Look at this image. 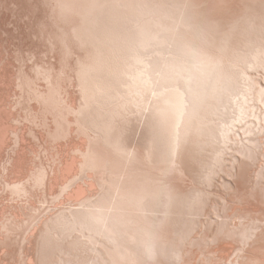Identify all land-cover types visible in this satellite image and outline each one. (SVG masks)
Returning a JSON list of instances; mask_svg holds the SVG:
<instances>
[{
    "label": "bare ground",
    "instance_id": "6f19581e",
    "mask_svg": "<svg viewBox=\"0 0 264 264\" xmlns=\"http://www.w3.org/2000/svg\"><path fill=\"white\" fill-rule=\"evenodd\" d=\"M52 9L66 25L56 31L62 41L54 42L59 48L47 39L55 45L53 48L50 44L51 51H56L42 63L43 69L48 70L47 77L44 70L36 67L42 62L34 56L39 53L38 42V51L30 48L31 40L27 45L34 54L27 51L35 57L30 56L28 62L33 61L45 76L40 80L36 74L40 82L33 78L35 71L31 73L29 69L36 73L39 70L28 69L25 58L17 65L10 53L9 37L0 36L9 52L6 58V53L0 55V261L8 260L12 264L189 263L184 256V229L190 223H197L191 215L201 210L194 200L202 189L187 190L176 182L175 176L192 170L195 162L205 179L214 155L223 148L220 142L233 132L236 123H245L249 117L260 123L259 117L260 120L264 117V110L255 112L256 103H253L256 79L245 69V66L250 69L264 64V26L252 21L264 9V0H53L48 14ZM45 17L46 12L40 19ZM18 44L21 49L23 46ZM216 50L227 53L244 66L227 63L222 57L214 59ZM16 59L22 61V58ZM130 81L135 83V89L133 86L130 89L135 90L137 97L143 98L144 91H151H147L151 99L146 96L148 99L142 106L130 107L132 113L137 112L146 121L152 114L161 121L162 112L167 110L176 113L173 115L176 119L178 116L177 122L174 120L177 123L174 143L171 141L174 149L165 164L160 156L162 152L153 153L155 163L147 157L151 152L144 140L138 141L139 149L135 152L131 148L134 153L129 154L128 135H125L126 141L116 137V132H124L118 130L129 125L131 104L128 102L134 99V96L129 99L127 93ZM244 82L247 87H242ZM7 84L10 90L6 89ZM36 84L39 86L35 87ZM12 91L16 99L7 108ZM263 91H257V101L264 107ZM59 99L62 105H54ZM51 107L56 109V115L52 114ZM54 122L62 126V131L59 125L56 129ZM251 123L245 126L246 131ZM251 128L250 135L254 134L253 139H257L256 129ZM58 129L63 133L61 139L57 135L60 140L55 133ZM74 129L87 141L83 147L77 145L74 155L68 157L65 150L69 141L75 140ZM52 135L57 138L53 139ZM165 139L161 141L165 143ZM259 143L261 150L258 151L263 156L264 140ZM253 144L259 148L257 143ZM207 150V156L203 155ZM248 150L259 157L253 146ZM125 168L131 173L117 174ZM161 168L165 172L158 170ZM104 169L110 171H103L110 178L117 174L116 182L121 176L124 194L119 191L120 184L116 187L114 177L111 178L114 182L105 181L119 189L116 202L111 200L114 188L104 186L107 176L99 173ZM258 174L261 178L256 185L258 201L237 208L242 212H256L261 225L257 224L260 227L257 250L248 257L252 264H264V170ZM165 194L167 198L163 200ZM160 206L164 209L162 219L158 215L154 217ZM200 237L209 242L217 239V234ZM193 239L195 243L199 236Z\"/></svg>",
    "mask_w": 264,
    "mask_h": 264
},
{
    "label": "rangeland",
    "instance_id": "374dc122",
    "mask_svg": "<svg viewBox=\"0 0 264 264\" xmlns=\"http://www.w3.org/2000/svg\"><path fill=\"white\" fill-rule=\"evenodd\" d=\"M6 1H8V2H6ZM37 1V3H38V5H37V3H35ZM15 0H10V2H9V0H0V19H2V20H0V36L2 37V38H7V37H9V39H10V45H9V48L11 49L10 50V53L11 54H13L14 55V57H13V61L17 64V65H19L20 64V62H24L25 60H26V65H28V69H29V67L30 68H35V63L33 64V61H29V62H32L31 64H29V62H28V58L30 57L31 59H34L35 57H39V58H37L38 60H41L42 62H40L39 64H41V68L39 67V65L38 64H36V65H38V66H36L37 68H39L40 70H44L45 68V66L44 67H42L43 66V61H45V60H49L50 59V57H52L53 55H54V53L56 52V51H54V53L51 51L52 50V47L54 48L55 47V45L54 44H56V48H59V47H57L58 46V44L59 43H61L62 41H61V39L59 38V36L57 35V33H56V31L57 30H59L60 28L59 27H61L62 25H66L65 23H62L57 17H56V15H54L55 14V11H53V9H52V11H53V13H52V11L50 12V14H48L49 13V11H50V7L53 5V0H50V2H49V0H17L15 3ZM34 2V3H33ZM20 3V4H19ZM33 3V4H32ZM52 5H51V4ZM30 4V5H29ZM18 5V6H17ZM36 8H35V7ZM38 6V7H37ZM28 7H29V9H28ZM34 8V9H33ZM41 8V9H40ZM43 8V9H42ZM31 9H33V10H31ZM36 9H37V11H36ZM29 10V11H28ZM36 11L35 13L33 12H31V11ZM4 11H5V13H4ZM31 13V14H29V13ZM45 12H46V15H47V17H49V18H47V17H45L44 19H42L43 20V22H42V20L40 19V17L42 16V15H45ZM5 14V15H4ZM34 14V15H33ZM37 15V16H36ZM39 15H41L40 17H39ZM53 15L56 17H53ZM11 16V17H10ZM9 17V18H8ZM38 17H39V19H38ZM47 18V19H46ZM51 18V19H50ZM52 18H55V19H52ZM255 19V20H254ZM252 21H253V23H255V24H261V25H263L264 26V9H262V11L260 12V14H258L255 18H254ZM40 22H39V21ZM48 20V21H47ZM52 20V21H51ZM48 22V23H47ZM2 23V24H1ZM45 23V24H44ZM44 24V25H43ZM22 25V28H20L19 26H21ZM45 25H47V26H45ZM2 26V27H1ZM18 26V27H17ZM24 27V28H23ZM45 27H46V29H45ZM48 27V28H47ZM19 28H20V30H19ZM8 29H9V31H8ZM21 30H23L22 31V33H20L21 32ZM42 30H45L44 31V33H43V31ZM6 31V32H5ZM46 32V33H45ZM20 33V34H19ZM50 33V34H49ZM22 35V36H21ZM27 35V36H26ZM57 35V36H56ZM24 37V38H23ZM49 37V38H48ZM20 38H21V41H20ZM46 38V39H45ZM51 38H53V39H51ZM57 38V39H56ZM23 39V40H22ZM26 39L28 40V41H26ZM50 40V42L51 43H54V42H56L57 41V43H54V44H51L50 42H48V40ZM68 39V38H67ZM66 39V40H67ZM30 40H31V43L34 45V47H33V45L30 43ZM46 40V41H45ZM53 40V41H52ZM60 40V41H59ZM20 41V42H19ZM23 41H25L24 43H26V45H24V43H23ZM33 41V42H32ZM36 41V42H35ZM18 42H19V44H18ZM28 42V43H27ZM36 44H35V43ZM37 42H38V44H39V48H38V50H36L37 49V47H38V45H37ZM0 55H2V54H5L6 53V55H5V57L4 58H6V57H8V51L4 48V46H3V44H4V42H2L1 40H0ZM23 43V44H22ZM29 43H30V48H33L32 49V51H38L39 53H38V55H34L35 57L33 58V52L29 49L28 50V46L27 45H29ZM48 45H47V44ZM22 45L23 47H21V49H18L19 47H17L16 45ZM50 44L52 45V47L50 46ZM41 45V46H40ZM37 46V47H36ZM13 47V48H12ZM26 47V49H24ZM41 47V48H40ZM50 47H51V49H50ZM35 48V49H34ZM16 49H17V51H16ZM41 49V50H40ZM84 49V48H83ZM4 50H5V52H4ZM19 50V51H18ZM24 50V51H23ZM31 52V53H33V54H31L30 55V53L28 52ZM57 50V49H56ZM22 51V53H20ZM28 52V53H27ZM217 52V53H216ZM216 52L214 53V59H217L218 57H222V59L225 61V62H227V63H231V64H233V65H236V66H244V65H242V64H240L238 61H236V60H233L232 58H230L229 56H228V54L227 53H224L223 54V52H221V51H219V50H216ZM18 53H19V55H18ZM52 53V54H51ZM21 54V55H20ZM24 56H23V55ZM46 54V55H45ZM50 55H52V56H50ZM226 55V56H225ZM18 56V57H17ZM21 56V57H20ZM22 58V61H21V59H20V61H17V59L16 58ZM24 58H25V60H24ZM30 58H29V60H30ZM37 59H35V60H37ZM231 61V62H230ZM25 63H23V64H25ZM32 66V67H31ZM247 67H248V69H249V66H245V69L247 70V72L249 73V74H251V75H253L254 77H255V79H256V84H255V89H254V91H253V93H254V95H253V93H251L252 95H253V99H255V100H253V103L256 105L255 106V112H262V110H264V107H263V105H261V103H258L259 101H257V99H259V95H257V91H261V89H263L264 90V64H263V66L261 65V67L259 66V67H254V65H253V68H250L249 70L247 69ZM37 68H35V69H37ZM44 68V69H43ZM39 69H37V70H39ZM253 69V70H252ZM29 70H31L30 72L32 73V71H35V72H33V73H35V74H33L32 73V75H33V78H36V74L39 76V79H40V77L42 78V79H45V76L47 77V75L48 74H46L47 72H48V70H47V72H46V70H44L43 72H45V76H42L41 74H43L42 72H40V70L39 71H37L38 73H36V70H32V69H29ZM254 71V72H253ZM256 71V72H255ZM251 72V73H250ZM258 74V75H257ZM35 75V76H34ZM44 75V74H43ZM38 76H37V78H36V81H38L39 79H38ZM260 79V80H259ZM35 80V79H34ZM41 80V79H40ZM40 80H39V82H40ZM143 81H147V79H143ZM258 81V82H257ZM246 82V81H245ZM245 82L243 83V85H242V87L244 86V87H247V85L245 84ZM262 82V83H261ZM34 83L35 82H33V80H32V84H33V86H34ZM38 83V82H37ZM131 85H129V89H130V86L132 87L133 86V88H134V86H135V83H132V81H130L129 82ZM258 83H260V84H258ZM132 84H134V85H132ZM8 85V84H7ZM140 85V87H141V84H139ZM139 85H137L138 86V88L137 89H141L140 87H139ZM260 85V86H259ZM261 85H262V87H261ZM9 87L7 88L6 87V89H8V90H10V85H8ZM36 86H39L38 84H36L35 85V87ZM80 86V89L82 90V86L81 85H79ZM259 86V87H258ZM148 88H149V85L147 86ZM256 87H258V88H256ZM147 88V89H148ZM17 89V88H16ZM129 89H128V94H129V99H132V97L134 98V99H132V100H129L130 102H128V104L130 105L131 104V106H129V118H130V121H129V125H128V128L126 129V128H123L122 130H118V131H120V132H122V131H128V132H126L125 134H124V132H123V134L121 133H118L117 134V132H116V137H117V135H118V137H122V138H119L120 140L122 139H124L123 141H128L129 142V147H130V150H129V154H130V151H131V154L132 153H134V151H135V149L136 148H138L139 149V144L140 143H138V141L140 142L141 140H144L145 141V143L148 145L149 144V152H151V153H149V155L150 156H147V157H149L150 158V160L151 161H153V163H155V161H156V158H155V156L153 155V153H156V154H159L160 155V153L162 154V155H160V156H162V158H164L165 160H163V164H165V163H167L168 161H169V158H170V153L172 154V152H173V149H174V142H173V140H174V136H175V133H176V130H177V123H175V121L174 120H176V122H177V120H178V116H176L177 117V119L174 117L175 115H176V113L174 114L172 111H163L162 112V120L160 121V119H157L158 117H157V115H150L148 118L149 119H147V121H146V119H145V117L143 118L140 114H138L137 112H136V114H134V113H132L131 112V109H130V107H135V105H137V106H142L143 104L142 103H144L145 101V99L148 97L149 98V96L151 97V95L149 94H147V91H150V90H146V91H144V94L145 95H143L144 97L142 98V97H140L141 95H138V97L136 96L137 95V93H134L135 92V88L132 90V88L130 89V91L131 92H133V93H131V92H129ZM18 90V89H17ZM151 92V91H150ZM150 92H148V93H150ZM141 93H143V91L141 92ZM134 94V95H133ZM251 94H249V95H251ZM13 95H15L14 94V92L12 91V93H11V95H10V97H9V102H8V100H7V108H8V104L11 102H13V99L15 100L16 99V96H15V98H14V96ZM132 96V97H131ZM147 96V97H146ZM258 96V97H257ZM12 97V98H11ZM139 98V99H137V98ZM256 97V98H255ZM136 98V99H135ZM147 98V99H148ZM57 99H58V97H57ZM143 99V100H142ZM149 99H151V98H149ZM83 100V99H82ZM85 100V99H84ZM83 100V101H84ZM134 100V101H133ZM136 100H137V102H136ZM140 100V102H138ZM133 101V102H132ZM256 101V102H255ZM261 101H264V91H263V99H261ZM56 103L54 104V105H57L58 104V106H61L62 105V102H60V99H59V101H55ZM85 102V101H84ZM133 104H132V103ZM137 104H136V103ZM147 102H151V101H147ZM53 103V102H52ZM135 103V104H134ZM140 103V104H139ZM139 104V105H138ZM254 104H251L250 103V106H253ZM116 105H118V107L120 108H122V106H120L121 104L119 103H117ZM116 105H115V107H116ZM259 107H258V106ZM260 106H261V108H260ZM53 107V106H52ZM51 107V112H52V114H53V112L55 113V115H56V109H55V111H54V109ZM114 107V105L112 106V108ZM117 107V108H118ZM132 107V108H133ZM118 108V109H119ZM120 108V109H121ZM117 109V110H118ZM119 109V110H120ZM123 109V108H122ZM258 109V110H257ZM112 110H114V108L112 109ZM261 110V111H260ZM74 112V111H73ZM71 113L72 115H71V117H74L73 116V114L74 113ZM175 112V111H174ZM163 113H167V114H169V113H171L172 115L170 116V114L167 116V114L165 115V114H163ZM262 113H264V112H262ZM134 114V115H133ZM54 115V114H53ZM174 115V116H173ZM135 116V117H134ZM155 116V117H154ZM174 117V119H173V117ZM142 117V118H141ZM154 118V120H153V118ZM164 117V118H163ZM167 117V118H166ZM136 118V119H135ZM251 117H249V120L247 119V121H245V123H240V125L238 124V123H236V127L234 128V130H233V132L230 134L229 133V135H227V139H224V141L221 143L220 142V144L219 145H222V144H224L223 145V148H221V149H219L218 151H221L222 153H220V152H216V154L214 155V157H215V159H213V165H211V167H210V169L208 170V172H207V174L205 175V179H203L202 178V176L200 175L201 174V167L198 165V164H196L195 162H193V164H192V170H190V171H188V172H186V173H182L181 172V176L179 175V174H177L175 177H176V182L180 185V184H182V185H184L183 186V188H187V190H189V189H192V188H200V189H202L201 190V196L198 194V195H196V197H195V200H194V203L196 202V204H197V206H201V210H200V212L199 213H197V214H193V215H191V217L193 216V218H195V223H196V221H197V223L196 224H191L190 223V226H188V228L187 229H184L185 230V237H186V241H185V246H184V256H185V258H187L188 260H189V263H187V264H239L238 262L239 261H245V263L247 264V263H249V264H252V262H250L249 261V259H248V257H249V255L251 254V253H253L255 250H257V242H256V236H257V234H258V231L260 230V227L259 226H261L260 225V223H259V221H258V219H257V214H256V212H254V211H241V210H238L237 208H245V206L247 207L248 205H250V204H253V203H256L258 200H257V197H256V194H258L259 195V193H258V188H256V185L259 183V181L261 180V178H260V175L258 174L259 173V171H261V170H264V155L263 156H260V151H258V150H261V146H260V143L259 142H262L263 140H264V133H262V132H264V129L262 130V127L264 126V123H263V119H264V117L263 116H261V118H262V120H260V117H259V122L260 123H258V121L257 120H255V119H250ZM59 119H60V117H59ZM144 119V120H143ZM151 119V120H150ZM169 119H171V121L169 120ZM142 120V121H141ZM165 120V121H164ZM251 120V121H250ZM145 121H146V123H145ZM153 121H154V123H153ZM168 121H169V123H168ZM262 121V122H261ZM149 122V123H148ZM156 122H157V126H156ZM167 122V123H166ZM171 122H174L173 124H175V125H173ZM241 122H243V121H241ZM246 122H247V124H246ZM251 122H254V125H253V123H251ZM152 123V124H151ZM171 123V124H170ZM252 124V126L251 127H254V130L256 129V132H257V135H255V137L257 138V139H253V135L254 134H251L250 135V129L252 130V128L251 127H249L250 129L248 130V131H246V125H249V124ZM258 123V124H257ZM263 123V124H262ZM56 124H57V122H54V126L56 127V129H57V127H58V125L60 126V124H58L57 126H56ZM85 124V123H84ZM168 124H170V125H168ZM261 124V125H260ZM75 124H73V126H74ZM146 125V126H145ZM155 125V126H154ZM160 125V126H159ZM167 125V126H166ZM261 127H260V126ZM150 126V128H148ZM169 126V127H168ZM244 126V127H243ZM61 127V128H60ZM59 128H60V130L62 131V126H60ZM165 127V128H164ZM167 127H168V129H169V131H168V129H167ZM72 128H74V127H72ZM158 130H157V129ZM258 128V129H257ZM260 128V129H259ZM55 129V131H57ZM126 129V130H125ZM59 130V129H58ZM59 130V131H60ZM163 130V131H162ZM165 130V131H164ZM241 130V131H240ZM260 130L262 131L261 132V134H259L258 135V132L260 133ZM55 132L56 133V136L57 135H59V137H60V139H61V135H63V133H61V131L60 132ZM74 131H76V129H74ZM162 131V132H161ZM168 131V132H167ZM78 132V134H79V131H76V132H74V134H75V140H72V141H69L68 143L69 144H67V146L66 147H68V148H66V150H65V152H66V155L68 156V157H71L72 156V154H73V151H74V148H77V147H79V146H81V147H83L85 144H86V141H87V139H86V137H84V135L82 136L81 135V132H80V134L78 135V134H76ZM163 132H165L164 134H162ZM169 132H170V135H169ZM235 132V133H234ZM248 132V133H247ZM60 133V134H59ZM141 133V134H140ZM143 133V134H142ZM155 133H156V136H155ZM128 136H127V135ZM242 134V135H241ZM82 137H81V136ZM120 135V136H119ZM121 135H124V136H121ZM128 137V139H126L127 137ZM161 135V136H160ZM166 137H165V136ZM230 135H231V137H230ZM55 135H52V138L53 139H55V138H57ZM164 136V137H163ZM248 136H250L249 138H246V137H248ZM252 136V137H251ZM31 137H32V135H31ZM59 137H58V139H59ZM117 137V138H118ZM145 139H144V138ZM157 137V139L159 138V141L157 140V139H155ZM161 137V138H160ZM78 140H77V139ZM164 138H167V139H165V143H167V141H168V143L167 144H165V143H163V141H164ZM229 138H231V139H229ZM251 138H252V140L254 141H251ZM259 138H261V140H259ZM59 139V140H60ZM126 139V140H125ZM163 139V141H161ZM170 139V140H169ZM249 140H250V142H249ZM256 140H258V142L256 141ZM75 141L77 142L78 141V143H76L75 144ZM81 141V143L79 144V142ZM85 141V142H84ZM173 143H172V142ZM238 141V142H237ZM247 141V142H246ZM148 142H150V143H148ZM153 142H154V144H153ZM156 142H157V144H156ZM161 142H162V144H161ZM228 142V143H227ZM236 142H237V144H238V146H237V144H236ZM243 142V143H242ZM246 142V143H245ZM84 143V144H83ZM240 143H242L241 145H239ZM248 143V144H247ZM251 143V144H250ZM253 143H257L258 145H259V148H258V146L256 145V144H253ZM74 144V145H73ZM156 144V145H155ZM246 146H245V145ZM71 145V146H70ZM78 145V146H77ZM132 145V146H131ZM136 145V146H135ZM168 147H167V146ZM251 145V146H250ZM72 147V148H70V147ZM77 146V147H76ZM150 146H152L153 147V150L154 149H156V150H152V148L150 147ZM165 147L164 149H163V147ZM170 146H172L171 148H169ZM241 146V147H240ZM243 146H245V147H243ZM248 146V147H247ZM254 147V149H255V152L256 151H258V153H257V155H259V157H257V156H254L253 155V153L252 152H250L248 149L249 148H251V147ZM158 147H162L161 149L163 150V151H160L161 149L160 148H158ZM236 147H238L239 149V151L238 150H236L235 148ZM131 148H133L132 150H134V151H132L131 150ZM166 148H167V150H166ZM241 148V149H240ZM244 148H246L245 150H244ZM73 149V150H72ZM158 150V151H157ZM223 150V151H222ZM240 150H242V152L240 151ZM160 151V152H159ZM168 151V152H167ZM172 151V152H171ZM238 151V152H237ZM248 151V152H247ZM136 152V151H135ZM164 152V153H163ZM199 152V151H198ZM244 152H246L245 154H244ZM74 153H75V151H74ZM209 153V150H207L206 152H204L203 153V155L205 154V156H207V154ZM243 153V154H242ZM251 153H252V156H251ZM31 154V153H30ZM199 154V153H198ZM219 154H220V157H219ZM248 154H250V155H248ZM33 157H34V155L33 154H31ZM74 155V154H73ZM165 155H167V156H165ZM154 158H153V157ZM222 156V157H221ZM238 156V158L236 159L235 157H237ZM36 157V156H35ZM130 157V156H129ZM213 157V158H214ZM148 158V159H149ZM153 158V159H152ZM159 158V157H158ZM219 158H221L220 160H219ZM240 158H242V160L240 159ZM234 159V160H233ZM244 159V160H243ZM130 160V159H129ZM166 160H168V161H166ZM215 160V161H214ZM237 160V161H236ZM217 161V162H216ZM219 161V162H218ZM236 161V162H235ZM232 162H233V164H232ZM243 164H241V163ZM236 163H238V164H236ZM214 164H216V165H214ZM263 166H262V165ZM213 166V167H212ZM242 166V167H241ZM260 166H262V167H260ZM200 167V169H198ZM231 167H233V168H231ZM245 167V168H244ZM241 168V169H240ZM251 168V169H250ZM155 168L153 167V170H154ZM234 169H236V170H234ZM260 169V170H259ZM105 170H107V169H104V170H101L102 172H100L99 171V173H103V171H105ZM123 170H126V168L125 169H123ZM123 170H121L120 172H117V174H119V175H123V173L125 174H128V173H131V172H129V171H127L126 170V172L125 171H123ZM130 171H132V173L133 172H135L134 170H132V169H129ZM158 170H160V171H163L164 170V168H161V169H158ZM239 170V171H238ZM252 170V171H251ZM254 170H255V172H254ZM107 171H109V170H107ZM243 171V172H242ZM245 171H247V172H245ZM251 171V172H250ZM75 172V170L73 171V172H71V173H69V176H71V174H73ZM106 172V171H105ZM110 172V171H109ZM163 172H165V171H163ZM258 172V173H257ZM108 173V172H107ZM105 174V173H103L105 176H107V177H104V186H106L107 185V183H111V182H114V180L116 179L117 180V178L116 177H114V176H116L117 174H115V175H113V173H112V177L111 178H113L114 177V180L113 181H111L112 179L109 177V176H111L109 173L108 174ZM121 173V174H120ZM102 174V175H103ZM175 173H173V175H174ZM251 174V175H250ZM109 175V176H108ZM118 175V176H119ZM244 175V176H243ZM248 175V176H247ZM256 175H258V176H256ZM117 176V177H118ZM207 176V177H206ZM239 176V177H238ZM242 176V177H241ZM252 176V177H251ZM121 177V176H120ZM119 177V182H116V180H115V184L117 185L116 187H118L119 186V184L121 185L122 184V182H121V178ZM258 177V178H257ZM107 178H109L110 179V181L108 182L107 181ZM179 180H178V179ZM245 178V179H244ZM251 178H252V181H251ZM108 179V180H109ZM181 179V180H180ZM209 179H211V180H209ZM238 179V180H237ZM256 179H257V181H256ZM259 179V180H258ZM228 180H229V182H228ZM107 183H106V182ZM184 181V182H183ZM121 182V183H120ZM181 182V183H180ZM226 182V183H225ZM236 182V183H235ZM239 182V183H238ZM254 182H255V185H254ZM118 183V184H117ZM228 183V184H227ZM113 184V183H112ZM107 185V186H109L110 188H111V186H112V189L114 188V189H116V187H114L115 186V184H113V185ZM182 185H180L181 187H182ZM229 185H231L230 187H228ZM239 185V186H238ZM124 186V185H123ZM235 186V187H234ZM120 187L122 188V185L121 186H119L118 188L120 189ZM190 187V188H189ZM252 187V188H251ZM254 187V188H253ZM111 190V193H112V195H113V197L111 198V200L113 201H115L116 199L115 198H117V199H119V196H118V192H116L117 190H119V189H116V190ZM237 189H239V190H237ZM123 190H125V188H122V190L120 189L119 191L121 192V191H123ZM166 190V189H165ZM235 190V191H234ZM113 191L114 192H116V193H113ZM233 191V192H232ZM124 192V191H123ZM123 192H121V193H123ZM236 192H238V194L236 195ZM110 193V194H111ZM121 193H119V195L121 194ZM166 193V192H165ZM242 193H244V194H242ZM114 194H115V196H114ZM124 194V193H123ZM123 194H121V196H123ZM235 194V196H233ZM111 195V196H112ZM117 196V197H116ZM121 196H120V198H121ZM198 196V197H197ZM240 196V197H239ZM264 196V195H263ZM124 197V196H123ZM122 197V198H123ZM167 198V195L165 194V196H163V200H165L166 198ZM150 198V197H149ZM202 199V200H201ZM198 200H200V201H198ZM231 200V201H230ZM113 201V202H114ZM116 202V201H115ZM241 206V207H240ZM162 207V208H161ZM235 207V208H234ZM159 211H157V214H155L154 213V217H157V215H158V217L157 218H161L162 219V215L164 214V209H163V206H160V208L158 209ZM160 210H161V212H163L161 215H160ZM201 223V224H200ZM219 224V225H218ZM257 224H259V226L257 225ZM222 225V226H221ZM194 226V227H193ZM220 226H221V228H220ZM244 226V227H243ZM247 228H246V227ZM257 226H258V228H257ZM190 228V229H189ZM218 228V229H217ZM221 230H220V229ZM232 229H234L233 231H232ZM248 229V230H247ZM251 229V230H250ZM193 230V231H192ZM218 230L220 231V232H218ZM211 231V232H210ZM247 231H249V232H247ZM189 232V233H188ZM209 232V233H208ZM243 232V233H242ZM250 232H251V234H250ZM255 232H257L256 234H254ZM191 233V234H190ZM193 233V234H192ZM199 236V239H198V241L197 242H195L194 243V239L193 238H195L197 235ZM203 234H206V235H213V234H217V239H215V240H211V239H209V242L208 241H206V240H204L203 239V237L201 238L200 236H202ZM241 234V235H240ZM189 235H191V236H189ZM195 235V236H194ZM248 236V237H247ZM249 236H253L252 237V239L249 237ZM247 237V238H246ZM191 238V239H190ZM255 238V239H254ZM249 239V240H248ZM193 240V241H192ZM211 240V241H210ZM252 240V241H251ZM254 241V242H253ZM252 242H253V245H252ZM197 243V244H196ZM206 245V246H205ZM223 245V246H222ZM225 245V246H224ZM227 245H229V246H227ZM252 245V246H251ZM228 248V249H227ZM250 249V250H249ZM187 252H188V254H187ZM211 252V253H210ZM225 253V254H224ZM203 255V256H202ZM217 256V257H216ZM229 261V262H228ZM238 261V262H237ZM10 264L11 262H8V260H1L0 261V264ZM244 263V264H245ZM12 264V263H11Z\"/></svg>",
    "mask_w": 264,
    "mask_h": 264
}]
</instances>
